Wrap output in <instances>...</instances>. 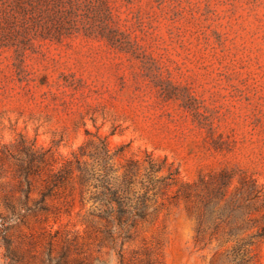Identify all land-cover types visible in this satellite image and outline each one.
<instances>
[{
	"label": "rangeland",
	"instance_id": "obj_1",
	"mask_svg": "<svg viewBox=\"0 0 264 264\" xmlns=\"http://www.w3.org/2000/svg\"><path fill=\"white\" fill-rule=\"evenodd\" d=\"M147 156L175 184L112 245L78 165ZM221 170L264 189V0H0V264H223L177 193Z\"/></svg>",
	"mask_w": 264,
	"mask_h": 264
},
{
	"label": "trees",
	"instance_id": "obj_2",
	"mask_svg": "<svg viewBox=\"0 0 264 264\" xmlns=\"http://www.w3.org/2000/svg\"><path fill=\"white\" fill-rule=\"evenodd\" d=\"M100 143L105 146L104 139ZM105 158L110 159L108 154ZM145 162L148 167L144 179L138 182L139 191L133 189L134 162L125 166L121 176H113L107 164L100 165L97 172H92L93 169L84 164L78 165L82 186L92 181L96 182L93 185L99 184L92 187L99 188L92 194L93 198L87 199L93 201L95 210L106 211L99 213L98 218L107 224L116 221L118 225L117 229L112 226L103 232L106 235L103 239L106 237L112 245L118 239L126 238L129 228L137 218L142 217L135 210H147L148 204L161 189L175 184L177 169L168 166L165 177L155 178L154 174L164 167V160L156 164L147 156ZM236 175L238 178L234 185ZM177 193L191 202L196 220L194 241L197 245L206 246L210 241H216L218 248L225 249L219 255L223 264H251L254 258L252 248L264 239V189L256 179L245 171L221 170L209 181L199 180L198 183L183 185ZM12 253L20 254L19 249L14 247L9 248V254Z\"/></svg>",
	"mask_w": 264,
	"mask_h": 264
}]
</instances>
